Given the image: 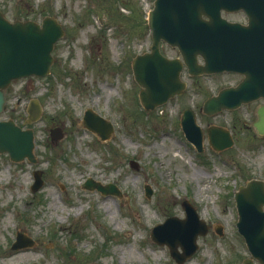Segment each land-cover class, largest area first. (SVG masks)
<instances>
[{
	"label": "rangeland",
	"instance_id": "obj_1",
	"mask_svg": "<svg viewBox=\"0 0 264 264\" xmlns=\"http://www.w3.org/2000/svg\"><path fill=\"white\" fill-rule=\"evenodd\" d=\"M153 2L0 0V9L12 21L41 22L53 16L65 29L55 44L50 72L14 80L0 113V120L13 118L34 129L36 155V162H15L0 152V264H179L169 247L152 241L150 234L169 216L184 218L187 198L210 228L181 264H238L250 256L237 228L234 195L251 178L264 179V135L254 126L257 104L206 115L204 100L239 75L191 76L184 71L186 92L146 110L132 59L150 50L147 16ZM228 17L244 19L239 12ZM161 49L179 56L163 41ZM34 98L42 114L27 123ZM187 107L197 111L204 129L212 124L230 129L233 146L217 151L206 136L204 151L198 152L180 123ZM88 108L112 123L109 138L84 125ZM54 127L63 132L58 140L51 138ZM37 169L44 184L32 191ZM88 178L114 183L122 195L86 188ZM17 232L34 245L11 249Z\"/></svg>",
	"mask_w": 264,
	"mask_h": 264
},
{
	"label": "water",
	"instance_id": "obj_2",
	"mask_svg": "<svg viewBox=\"0 0 264 264\" xmlns=\"http://www.w3.org/2000/svg\"><path fill=\"white\" fill-rule=\"evenodd\" d=\"M237 10L247 13L248 25L228 21L223 16L225 11ZM148 22L153 37L151 51L138 54L132 62L135 78L141 85L140 100L146 109H154L185 91L186 82L181 78L184 65L193 75L224 70L245 74L236 86L225 87L205 100L202 109L208 115L223 109H236L243 103L264 97V0H155ZM63 34L62 26L53 17H45L41 24L34 20L10 21L0 10V112L6 102L5 89L13 79L49 73L55 60L52 55L54 44ZM162 40L177 47L182 58L164 55L160 49ZM41 111L38 100H32L27 122L36 121ZM84 123L102 139L109 138L113 132V126L91 110L87 111ZM181 125L186 137L202 152L205 132L194 109H184ZM255 126L260 134H264V107L259 110ZM62 133L59 127L51 129L53 140L61 138ZM207 133L216 150L234 143L230 130L225 127L211 125ZM34 147L32 128L24 129L13 119L0 120V152L8 151L16 161L29 158L35 162ZM131 164L138 167L135 161ZM34 175L32 190L36 191L44 180L41 170H36ZM84 186L97 188L104 194L121 195L120 189L112 183L102 185L88 179ZM152 192L147 185V196L151 197ZM235 198L239 215L237 226L251 253V257H246L240 264H256V261L264 264V180H249L236 192ZM182 205L185 218L170 216L154 226L151 232L154 241L170 247L178 263H184L195 253L199 235H205L209 230V225L188 199ZM218 232L221 234L222 229ZM33 243L19 234L12 247Z\"/></svg>",
	"mask_w": 264,
	"mask_h": 264
},
{
	"label": "flooded vegetation",
	"instance_id": "obj_3",
	"mask_svg": "<svg viewBox=\"0 0 264 264\" xmlns=\"http://www.w3.org/2000/svg\"><path fill=\"white\" fill-rule=\"evenodd\" d=\"M244 13V12H243ZM239 21H241L242 23H247L248 22V20H247V18L245 17L243 20H239ZM230 74H236V75H239V79H237V80H235L234 82H230V83H228L227 85H224L223 87H225V86H228V85H235V84H237L242 78H244V74H240V73H235V72H230ZM20 102V99L18 100V103ZM251 104H253V103H256L257 105H256V108H255V112H256V115H257V117H258V111H259V109H260V107L262 106V105H264V99L263 98H260V99H258V100H256V101H253V102H250ZM249 104V103H248ZM247 105V104H246Z\"/></svg>",
	"mask_w": 264,
	"mask_h": 264
}]
</instances>
